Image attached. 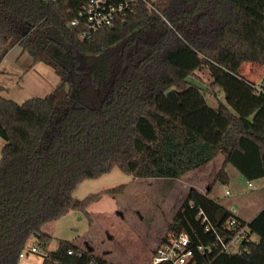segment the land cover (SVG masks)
Masks as SVG:
<instances>
[{"label": "trees", "instance_id": "1", "mask_svg": "<svg viewBox=\"0 0 264 264\" xmlns=\"http://www.w3.org/2000/svg\"><path fill=\"white\" fill-rule=\"evenodd\" d=\"M86 1L0 0V65L19 45L60 77L50 93L22 103L0 86V264H17L33 236L47 250L52 235L43 226L71 210L91 225L89 206L125 186L84 199L73 192L115 166L181 178L222 154L215 181H229V164L249 181L264 177V84L257 90L243 72L245 63L264 66V0H150L153 7L140 3L82 38L84 24L71 21ZM203 68L211 76L204 91L188 82ZM218 92L224 100L211 106L206 95ZM230 217L242 220L191 187L168 231L211 246L209 264H264V208L247 221L258 239L217 254ZM47 251L43 264L107 261L69 240Z\"/></svg>", "mask_w": 264, "mask_h": 264}, {"label": "rangeland", "instance_id": "2", "mask_svg": "<svg viewBox=\"0 0 264 264\" xmlns=\"http://www.w3.org/2000/svg\"><path fill=\"white\" fill-rule=\"evenodd\" d=\"M10 56L5 65L7 68L16 57ZM243 69L244 74L255 83H260L264 78L263 65L245 63ZM210 81L207 68L198 70L195 76L188 78L189 83L203 91ZM25 91V87L16 84L5 95L22 103L26 99H21L29 96ZM220 98L224 100L223 93ZM206 99L211 106H217L218 99L213 95L208 93ZM4 143L5 140L0 137V150ZM221 158L219 156L206 167L191 170L181 178L135 177L115 166L99 177L83 180L73 192L78 199L119 185L125 187L112 195L103 194L89 206L88 210L93 218L91 225L87 215L79 210H71L66 215L46 223L43 228L52 235L47 249H55L63 239L81 245L113 264H150L152 252L168 232L174 215L192 185L201 190L211 185L212 189L207 193L220 203L236 205L237 200L240 201L245 207V212L239 213L241 219L249 221L264 203V177L249 181L229 164L226 168L229 181H215ZM251 239H258V235L251 234ZM34 244L37 241L33 236L27 247ZM237 250L236 247L233 248V251ZM22 263L40 264L29 256L24 257Z\"/></svg>", "mask_w": 264, "mask_h": 264}, {"label": "built area", "instance_id": "3", "mask_svg": "<svg viewBox=\"0 0 264 264\" xmlns=\"http://www.w3.org/2000/svg\"><path fill=\"white\" fill-rule=\"evenodd\" d=\"M146 3L153 7L150 0H87L79 9V18L71 21V25L83 23L85 29L81 32L82 38H90L92 34L105 27L112 26L117 19L125 18L128 15L136 13L137 5ZM264 84V78L260 83H256L257 90L261 89ZM251 185V182H249ZM228 192V190H227ZM230 231L228 238L217 234L215 248L217 254L224 252H239L242 245L251 239L250 227L247 221L240 220L236 217H230L225 224ZM207 230L209 227L207 226ZM236 247L238 250L233 251ZM56 249V248H55ZM49 250V249H47ZM42 245L34 244L31 247H25L19 254L17 264H23L22 259L26 256L34 255L38 263L43 264L47 251ZM54 250V249H53ZM213 248L205 245H194L189 234L184 230L168 231L155 247L151 254L150 264H209L205 256L211 254ZM69 254L81 256L83 250H68ZM105 264H113L106 261Z\"/></svg>", "mask_w": 264, "mask_h": 264}, {"label": "crops", "instance_id": "4", "mask_svg": "<svg viewBox=\"0 0 264 264\" xmlns=\"http://www.w3.org/2000/svg\"><path fill=\"white\" fill-rule=\"evenodd\" d=\"M10 55L11 56L14 55L16 57L14 61L12 59L9 68H7L5 67V65H6L7 58ZM59 82H60V77L54 71L52 67H50L49 65H47L46 63L42 61L35 62L33 60V57L28 52H23L22 47L19 45L13 47L9 51V53L6 55V57L3 59L0 65V86L4 88L2 91V95L7 98H10V97L6 96L5 94H7V92L10 93L11 89H13L14 85L16 84L21 85V87H25V89L27 90L25 92H27L29 96L26 95L25 98L21 99L22 101H24L25 99H28L31 97H36V96L44 97L45 95L50 93ZM222 93L223 92H218L217 93L218 97L216 98L221 100L220 95ZM11 99L17 101L18 103H21L13 97H11ZM219 156L222 157L221 160L219 159V162H218L219 163L218 168L221 169L223 161H224V156L220 154L216 158H218ZM215 159H213L212 161H214ZM212 161H210L209 163H212ZM209 163L199 168L202 169L206 167V165H208ZM192 187L199 189V187L197 186L192 185ZM210 188H211V185L208 186L206 189H202V190L199 189V190L204 193H207ZM237 202H238L237 203L238 205L237 204L233 205L232 203H228V204H223L220 202L219 203L229 208L233 212L237 213L239 217L241 218L240 214H243L245 212V207H244V204L240 203V201L237 200ZM263 208H264V203L263 205H261V207L257 209V212L254 215H252V218ZM29 257H31L32 260L38 261L37 260L38 258L34 255H31Z\"/></svg>", "mask_w": 264, "mask_h": 264}]
</instances>
